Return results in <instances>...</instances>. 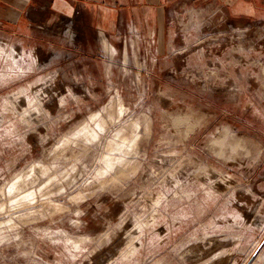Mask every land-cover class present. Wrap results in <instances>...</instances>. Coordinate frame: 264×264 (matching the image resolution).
<instances>
[{
  "label": "rangeland",
  "instance_id": "obj_1",
  "mask_svg": "<svg viewBox=\"0 0 264 264\" xmlns=\"http://www.w3.org/2000/svg\"><path fill=\"white\" fill-rule=\"evenodd\" d=\"M73 18L0 27V264H264V19Z\"/></svg>",
  "mask_w": 264,
  "mask_h": 264
},
{
  "label": "crops",
  "instance_id": "obj_2",
  "mask_svg": "<svg viewBox=\"0 0 264 264\" xmlns=\"http://www.w3.org/2000/svg\"><path fill=\"white\" fill-rule=\"evenodd\" d=\"M184 0H0V27L21 32L34 22L71 16L89 29L111 36L126 23L164 31L173 6ZM234 15L264 19V0H221ZM261 15V16H260Z\"/></svg>",
  "mask_w": 264,
  "mask_h": 264
},
{
  "label": "bare ground",
  "instance_id": "obj_3",
  "mask_svg": "<svg viewBox=\"0 0 264 264\" xmlns=\"http://www.w3.org/2000/svg\"><path fill=\"white\" fill-rule=\"evenodd\" d=\"M74 20V19H73ZM73 20H70L69 22H67V24L69 25V27L67 28V31H72V24H73ZM103 39L105 40V41H107V38H106V36L105 35H103ZM96 115V114H95ZM96 117V116H95ZM99 120V119H98ZM97 122H99V121H97ZM86 128V126L85 127H83V129H82V132L81 133H83L84 134V136L85 137H88V136H92L93 134H92V132H89V130L88 129H85ZM81 129H79V130H81ZM79 134V133H78ZM120 145V142H118L117 140H114V141H112L111 142V147H113V148H115V147H118ZM125 145V144H124ZM132 146V145H131ZM120 147V146H119ZM129 148V147H128ZM133 149V148H132ZM131 149V150H132ZM106 158V162H107V164L108 165H112L113 163H114V159H113V157H111V156H106L105 157Z\"/></svg>",
  "mask_w": 264,
  "mask_h": 264
},
{
  "label": "built area",
  "instance_id": "obj_4",
  "mask_svg": "<svg viewBox=\"0 0 264 264\" xmlns=\"http://www.w3.org/2000/svg\"><path fill=\"white\" fill-rule=\"evenodd\" d=\"M68 18H70V19H74L73 17H71V16H66V15H63L62 16V20H68Z\"/></svg>",
  "mask_w": 264,
  "mask_h": 264
}]
</instances>
